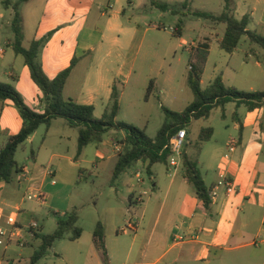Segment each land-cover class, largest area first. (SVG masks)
Wrapping results in <instances>:
<instances>
[{"label":"rangeland","instance_id":"374dc122","mask_svg":"<svg viewBox=\"0 0 264 264\" xmlns=\"http://www.w3.org/2000/svg\"><path fill=\"white\" fill-rule=\"evenodd\" d=\"M11 1L15 3L18 0ZM96 1L30 0L23 3L19 8L23 17L25 35L23 46L28 48L33 40L45 38L39 56L40 62L49 59L52 51H64V53L70 54L76 45L80 28L85 24L93 25L98 20L100 9L96 5ZM130 1L131 3L125 1L127 12L125 18H131L134 21L138 18L144 19L146 22V25H142L144 28H148L150 24L156 27L146 32L143 29L144 32L141 35L143 40L142 52L136 60L131 80L133 93L128 92L123 98L117 120L138 127L144 130L148 136L155 138L165 123L166 117L162 109L163 106L173 112H181L194 100L193 92L188 85V75L194 57L189 46H179V38L173 35V29L182 21L184 29L186 27L188 39L199 40L201 34L210 38L214 52L211 54L204 76L203 86L206 89L211 84L214 64L222 63L225 65L229 59V54L217 46L218 39L224 36L226 25L199 18L194 13L201 11L219 16L224 12V0ZM158 4H168L169 10L163 11ZM14 16L13 7L5 8L2 0H0V51H4V55H0V82L12 84L22 95L28 107L42 112L41 100L44 96L41 89L33 82L24 57L20 55L18 60H15L17 54L14 53L12 47L15 37L12 27ZM72 20H75V23L70 26ZM100 22L102 25L105 24L104 20ZM82 39L83 36L81 42ZM252 50L261 52L262 56L264 55V51L258 45L251 44L247 38H243L236 54L237 59L247 61ZM174 52H176L175 55H173ZM48 70L50 71V67ZM255 70L256 67L252 65L249 68V73L252 74ZM10 72L15 73L16 79L9 77L8 73ZM151 80L154 81V91L146 99ZM159 84L163 85L164 93L160 92ZM263 88L258 91H263ZM246 112L244 106L239 109L235 102H231L224 109L215 108L207 119L192 121L187 128L189 141L185 148L189 157L199 162V169L208 190L211 189V183L217 177L213 168L216 166L215 159L221 152V142L230 136L236 137L235 140H238V131L234 129L235 118L237 115L242 117ZM209 128L213 129V136L209 141H201L202 131ZM45 132L46 126L43 125L38 130L36 142L33 145L25 142L17 151L18 166H28L29 175H31V170L34 167V159L38 156ZM258 133H264L263 120L259 124ZM109 137L123 138L122 134L116 131L108 134L106 139ZM88 149L85 161L81 160L83 157L75 160V162H79L77 166L73 167L65 160L51 167V171L56 172L54 179L57 184L53 185L49 179L48 182L51 186L47 190H42L47 196L48 205L43 206L38 203V200L26 199L25 187L18 191V203L21 202L22 207L28 211L26 217L30 220H37L41 224L42 234H51L56 230V212H59L61 217L64 216L62 213L65 212L78 213V226L84 231L83 243L87 241L99 221L106 222L107 225L112 226L113 230L117 225L116 229L119 228L121 232L124 230L131 232L132 225L137 223L134 219L140 220L146 207L148 208L147 217L155 219L164 202L167 188L163 186L164 180L168 181L165 165L157 164L154 167L157 174L155 181H160L161 184L157 189L153 187L152 178L143 162H139L130 168L114 183L113 171L117 156L100 161L98 166H94L96 145L90 144ZM32 150L35 151L34 158L31 157ZM48 160V153L42 152L40 161L47 166ZM261 161L264 162V150ZM126 173L129 175L127 180L130 179L133 182L137 190V197H141L143 202L130 205V195L126 189V183L122 182ZM137 173L142 179L140 183L136 176ZM180 178L183 179L181 176ZM66 185H68L66 188L68 191L72 186V200L69 205H65L63 202L66 193L62 191ZM190 187L189 190L192 193L193 188ZM144 192H147V195H144ZM24 194L25 199H23ZM51 200H56V207L51 204ZM173 202L171 220L180 207V196H175ZM167 212L168 209L165 215ZM244 218L246 219L244 220ZM3 228L9 230L10 227ZM150 229L151 226L148 227V230ZM238 231L240 233L236 242L229 243L221 250L212 251L209 264H264V243L257 246L248 245L253 243L256 238L264 237V207L246 203L244 211L241 213ZM38 245L39 243L34 242L32 247L22 248L16 239L10 242L7 237L0 236V262L19 264L20 261V264H29V256L38 248ZM78 245V242L69 239L57 240L46 256L37 264H82L78 262L76 255L80 249ZM146 261L153 262L154 259L148 258Z\"/></svg>","mask_w":264,"mask_h":264},{"label":"crops","instance_id":"0c3cea01","mask_svg":"<svg viewBox=\"0 0 264 264\" xmlns=\"http://www.w3.org/2000/svg\"><path fill=\"white\" fill-rule=\"evenodd\" d=\"M125 1L131 3L130 0H97L96 5L100 9L98 20L93 25L85 24L80 28L72 52L66 54L64 51H52L50 58L41 62L47 76L54 79L71 65L73 59H76V66L65 85L64 97L73 99L79 104L93 105L97 118L102 117L109 105L113 86H117L120 90L121 105L126 94L128 92L133 93L131 80L136 60L142 52L143 40L141 35L144 32L143 29L146 32L156 27L150 24L148 28H144L142 26L146 25L144 19L138 18L136 21L131 18L126 19ZM233 1L235 3L233 13L235 18L241 20L244 16H249L248 29L264 35V0ZM101 20L105 21L104 25L101 24ZM74 23L75 20H72L70 26ZM115 34L117 36H114ZM178 38L179 46H194L192 55L197 50H204L208 47V58L201 81V86L205 89L203 86L204 76L211 54L214 52L210 38L201 34L199 40L188 39L186 27L182 36ZM221 40L222 38L218 39V47H220ZM237 51L238 48L234 54H229V59L225 65L222 63L214 64L210 83L216 77L222 76L227 86H233L243 91L262 90L264 87V63L262 62L264 55L262 56L261 52L252 50L247 61H239L236 55ZM175 54L176 52L173 55ZM0 55H4L3 50L0 51ZM18 56L20 55H16L15 60H18ZM252 65L256 67V70L250 74L249 68ZM48 67H50V71ZM8 75L16 79L14 72H10ZM169 77H171L170 74ZM158 87L161 89L160 92L164 93L163 85L159 84ZM235 120L234 129L238 131V146L233 150L228 147L229 141L236 138L233 136L221 142V152L215 159L216 166L213 168L217 177L211 183L209 190L211 195L220 179V169L226 168L233 175L235 185V191L231 195H228L226 189L221 187L217 196L211 198L210 207L206 209L197 198L195 190L193 189L194 193L189 190L191 185L185 179L184 171L182 173L179 171L174 175L169 165L164 164L168 181L164 180L163 186L167 188L164 202L157 217L155 219L148 218L146 214L148 208L146 207L141 219H134L137 223L132 225L131 232L127 230L121 232L119 228L116 229L117 225L113 226V230L112 226L102 222L105 228L104 247L95 241L94 231L84 243V236L82 235L76 241L80 246L79 252L76 254L78 262L82 264H159L160 262L162 264L197 262L209 264L213 250H221L229 243L236 242L240 233L238 224L241 222V213L244 211L246 203L264 207V162L261 161L264 150V133H258L261 120L264 122V107L253 112H246L242 117L237 115ZM22 125L23 120L14 103L11 100L0 101V150L11 135L20 132ZM38 130L27 141L31 145L38 139ZM72 130L75 129L68 127L65 120H53L52 124L46 127L45 135L41 140V148L38 156L34 159L35 163L31 175L24 185L20 186L19 184V173L16 174L18 176L14 177L15 180L11 183L0 181V230H3V227H10L8 222L11 218L15 219L18 225L23 228L31 221L30 218L26 217L28 211L22 207L23 204L18 203L20 188L25 187L26 194L30 191L47 190L51 186L48 182L49 179L53 185L57 184V182L53 183L56 172H52V175L49 174V171L52 170L51 167H54L56 163L66 160L73 167L79 165V162H75L78 150V131ZM110 133L112 134L114 131ZM120 133L124 137V133ZM116 145L119 144H117L115 137H109L105 138L99 147L96 146L94 166H98L100 161L118 156L119 152ZM89 146L84 149L81 155L82 161H85L87 157ZM41 151L48 153L47 166L40 161ZM227 156L229 159H226ZM155 166L157 164L152 167V175L150 176L153 187L157 189L161 184L160 181H155L157 175ZM21 168L19 167V171ZM40 175L41 178L38 179ZM128 177L129 175L126 173L122 182L126 183V189L130 195V205L143 202L141 197H137V190L133 182L130 179L127 180ZM68 185L62 191L66 193L63 200L65 205H69L72 200V186L68 191L66 190ZM177 195L180 196L181 204L171 220L173 201ZM23 199H25V194ZM38 203L46 206L48 200L44 203L38 201ZM55 203L56 200H51V204L56 207L57 204ZM167 209L168 212L165 215ZM14 212L15 214H13ZM56 213L60 214L59 212ZM162 225L164 226L161 229ZM149 226H151L150 230H148ZM39 233H42L41 224ZM23 238L25 241L23 248L32 247L34 242L39 243L38 240H34L28 235L26 229L23 231ZM33 253L29 256L30 258ZM148 258L154 259V261L147 262L146 259ZM3 263V261L0 262V264Z\"/></svg>","mask_w":264,"mask_h":264},{"label":"trees","instance_id":"16d2710c","mask_svg":"<svg viewBox=\"0 0 264 264\" xmlns=\"http://www.w3.org/2000/svg\"><path fill=\"white\" fill-rule=\"evenodd\" d=\"M28 1L30 0H18L13 3L11 0H2V3L5 8L13 7L15 10L12 24L15 37L12 47L17 55L24 57L32 80L43 93L44 98L41 100L43 111L38 112L28 107L22 95L12 84L0 82V101L11 100L14 102L23 120L20 132L11 135L0 150V181L11 183L14 180L15 175L20 172L16 161L19 147L27 142L41 126L49 127L55 119L65 120L68 127L78 131L77 159L81 157L88 145L95 144L99 147L109 132L124 133L123 138L115 137L117 144L121 147L113 171V182L115 183L125 172L139 162L147 165L149 175H152L151 169L154 165L168 164L167 159L170 153L168 150H164V147L170 139L178 131L187 130L192 121L209 118L215 108L224 109L231 102H235L237 108L244 106L247 112H253L264 107V90L241 91L236 87L227 86L222 76L216 77L206 89L202 88L201 81L208 58L207 47L204 50L199 49L193 54L194 61L190 66L188 75V85L194 95L193 102L181 112H173L163 106L162 109L166 117L165 123L155 138L148 136L144 130L138 127L117 120L121 110L120 90L117 86H113L109 105L102 117L97 118L93 105L79 104L73 99L64 97L65 85L76 66V59L72 60L67 69L59 73L54 79H50L39 61L45 38L33 40L28 48L23 46L25 35L23 17L19 8ZM158 6L163 11L169 10L168 4H158ZM234 10V1L224 0V12L221 15L216 16L201 11L195 12L194 15L226 25V31L220 41V48L228 54H234L243 38H247L251 44L258 45L264 51V35L250 31L248 29L249 16L246 15L238 20L233 14ZM183 30L184 26L181 21L173 29V35L181 37ZM262 62L264 63V57ZM153 91L154 81L151 80L146 99L151 96ZM213 133L212 128L203 130L201 141H209ZM31 157H35L34 150L31 151ZM183 168L185 179L195 190L199 201L208 209L212 204L210 192L202 178L198 161L189 157L186 148L183 152ZM55 216L57 218V228L53 233L47 235L37 233L35 235L34 240H38L39 245L31 256L29 264H37L46 256L57 240L77 241L82 237L84 231L78 226L79 217L77 212H66L63 217L55 213ZM93 234L95 241L104 247L105 228L102 222L97 223Z\"/></svg>","mask_w":264,"mask_h":264},{"label":"built area","instance_id":"2783aa9c","mask_svg":"<svg viewBox=\"0 0 264 264\" xmlns=\"http://www.w3.org/2000/svg\"><path fill=\"white\" fill-rule=\"evenodd\" d=\"M189 49L192 51L194 49L193 45H188ZM188 132L187 130L178 131L169 141V143L164 147V150L169 151V157L167 159L168 165L172 170V174H176L179 171H184L183 168V152L185 147L188 144ZM238 146V140L231 139L229 141L228 147L233 150ZM116 149L119 152L121 147L116 145ZM226 159H229L227 156ZM30 169L28 166H23L19 172L20 174V186H23L27 178L29 177ZM49 174L52 175V171H49ZM138 182H142L140 178V174H136ZM53 183H56L53 180ZM224 187L228 195H231L235 191V185L233 180V175L229 172V169L222 168L220 169V179L217 182L216 186L214 187V191L211 193V198H215L217 196L218 190ZM144 195H147V192H144ZM26 198L28 200H38L40 202H46L47 196L40 190L38 192H28L26 194ZM8 224L10 225L11 229L9 230H0L1 237H7L8 240L11 242L14 239L17 240L18 245L20 247H25V241L23 238V231L26 229L28 235L31 238H35V235L40 232V224L37 220H31L30 223L27 224L25 228L18 225L17 221L13 218L9 219ZM182 240V238H179ZM261 243H264V237H258L253 241V245L257 246Z\"/></svg>","mask_w":264,"mask_h":264}]
</instances>
